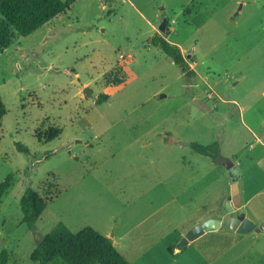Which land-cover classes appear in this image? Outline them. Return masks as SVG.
I'll use <instances>...</instances> for the list:
<instances>
[{"label": "rangeland", "instance_id": "rangeland-1", "mask_svg": "<svg viewBox=\"0 0 264 264\" xmlns=\"http://www.w3.org/2000/svg\"><path fill=\"white\" fill-rule=\"evenodd\" d=\"M156 33L180 47L195 72L189 81L150 45ZM0 96V183L11 178L0 199L7 264H36L30 252L58 222L112 234L131 264H264V231L221 228L174 252L197 206L226 200L228 162L240 174L237 212L264 220V0H74L28 36L12 30L0 51ZM48 128L61 132L38 141ZM189 141L219 142L218 162ZM28 187L46 200L33 229L21 222Z\"/></svg>", "mask_w": 264, "mask_h": 264}, {"label": "trees", "instance_id": "trees-1", "mask_svg": "<svg viewBox=\"0 0 264 264\" xmlns=\"http://www.w3.org/2000/svg\"><path fill=\"white\" fill-rule=\"evenodd\" d=\"M74 0H0V51L8 44L12 30L20 36H28L54 19L66 14ZM12 29V30H11ZM149 43L168 56L189 81L195 72L185 60L180 47L171 43L164 36L154 34ZM67 71V70H66ZM107 100L106 94L98 95V104ZM6 108L0 96V120L5 115ZM60 129L48 128L38 133V141L49 142L57 138ZM166 142L182 143L180 139L165 138ZM194 152L208 157L217 163L219 159V142L201 144L195 141L186 143ZM17 148L28 153V149L20 143ZM54 150L47 151L43 159L48 158ZM10 176L0 183V199L10 187ZM46 207V200L39 193L28 187L20 197L21 222L33 229L36 221ZM8 251L0 250V264L8 263ZM36 264H131L116 248L112 240L92 228L84 226L76 232L71 231L64 223L58 222L45 235L37 239L36 245L29 254Z\"/></svg>", "mask_w": 264, "mask_h": 264}, {"label": "water", "instance_id": "water-1", "mask_svg": "<svg viewBox=\"0 0 264 264\" xmlns=\"http://www.w3.org/2000/svg\"><path fill=\"white\" fill-rule=\"evenodd\" d=\"M167 25V17L163 15L159 24L158 30L164 32L166 30ZM186 57H189L188 53ZM75 81L80 85L77 78ZM82 93L84 97H91V91L88 86L82 87ZM263 129H264V122H263ZM264 143V139H263ZM229 165H226L228 168H231L230 172V193L225 200L224 206L228 215L224 218H216V217H209L204 219L196 224H194L186 233L183 235L179 242L176 245L177 249L182 248L186 245L189 241H192L202 235L205 231L209 230H218L220 228H226L233 230L239 234H249L252 232H260L264 231V220L261 221L259 224L255 223L254 221L250 220L245 216L243 212L236 213L238 209H240L242 205V197L239 190V176L240 174L237 170H234L232 167V163L228 162Z\"/></svg>", "mask_w": 264, "mask_h": 264}, {"label": "crops", "instance_id": "crops-1", "mask_svg": "<svg viewBox=\"0 0 264 264\" xmlns=\"http://www.w3.org/2000/svg\"><path fill=\"white\" fill-rule=\"evenodd\" d=\"M210 159V158H209ZM212 162V161H211ZM233 165V164H232ZM231 182V181H230ZM218 193H219V191H218ZM230 193V192H229ZM171 197V199H173L172 198V196H170ZM228 197V196H227ZM227 199V198H226ZM173 201V200H172ZM224 201L225 200H223V202L220 200V199H218L217 201H215V200H210L209 198H205V200H203L202 201V204L200 205V206H197V209H196V212H194L192 215H193V218H194V220H193V223L195 224V223H198V222H200V221H202V220H204V219H207V218H209V217H216V218H219V216L221 215V212H222V210L224 211ZM135 228H136V225H134L132 228L131 227H129V226H127L126 227V229L124 230L126 233H128V232H130V230H135ZM221 229V228H220ZM220 229H218V230H209V231H205L202 235H200L199 237H197L196 239H194V240H192V241H189L186 245H190V244H193L194 242H197L200 238H202L203 236H207V234H209V233H212V234H216V233H218L219 232V230ZM221 230H223V229H221ZM232 232L233 233H237V232H235V231H233L232 230ZM102 234V233H101ZM238 234V233H237ZM183 235H185V232L184 233H182V234H180L179 235V237L176 239V241H178ZM106 236V235H105ZM109 236L111 237V240L112 241H114V244L116 245L117 244V242L115 241V240H113L114 239V237H113V235L112 234H109ZM256 236L254 235V234H251L250 235V241H252V239H254ZM252 245V242H250L248 245H246V246H244L243 248H241L240 250H238V249H233L232 250V253L235 255V256H237L238 254H242L243 252H246L247 251V249ZM186 245H184V246H186ZM183 246V247H184ZM182 247V248H183ZM182 248H180V249H177L176 247H175V249H174V252H176V253H180L181 252V250H182ZM229 248V247H228ZM228 248H225L224 250H223V252H225L226 250H229ZM250 249H251V247H250ZM202 250H206L207 252L206 253H208V251L210 250V247H207V248H198V250H197V252L200 254V251H202Z\"/></svg>", "mask_w": 264, "mask_h": 264}, {"label": "flooded vegetation", "instance_id": "flooded-vegetation-1", "mask_svg": "<svg viewBox=\"0 0 264 264\" xmlns=\"http://www.w3.org/2000/svg\"><path fill=\"white\" fill-rule=\"evenodd\" d=\"M234 170H236L235 168H233ZM236 213H239V212H236Z\"/></svg>", "mask_w": 264, "mask_h": 264}]
</instances>
